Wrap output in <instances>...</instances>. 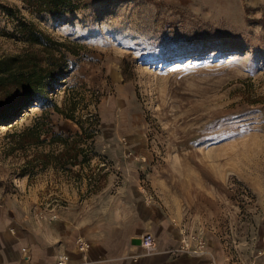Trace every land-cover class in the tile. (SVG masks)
Segmentation results:
<instances>
[{
	"label": "rangeland",
	"instance_id": "374dc122",
	"mask_svg": "<svg viewBox=\"0 0 264 264\" xmlns=\"http://www.w3.org/2000/svg\"><path fill=\"white\" fill-rule=\"evenodd\" d=\"M76 1L77 10L54 16L0 0V57L23 47L10 37L16 18L5 7L79 42L85 48L71 57L67 81L89 100L97 96L91 108L100 119L90 166L73 168L79 180L52 167L23 176L24 156L5 148L11 125L0 123V205L7 233L20 238L5 244L9 264H30L22 248L33 257L38 236L51 239L111 210L127 218L117 232L125 241L113 243L114 252L124 249L95 261L89 251L88 264H264V0ZM41 112L31 107L14 123ZM53 118L67 134L78 129ZM163 219L180 237L160 236ZM197 231L208 254L179 251ZM145 233L157 245L149 255L140 247ZM59 241L48 257L60 252ZM74 241L71 256L79 254Z\"/></svg>",
	"mask_w": 264,
	"mask_h": 264
},
{
	"label": "trees",
	"instance_id": "16d2710c",
	"mask_svg": "<svg viewBox=\"0 0 264 264\" xmlns=\"http://www.w3.org/2000/svg\"><path fill=\"white\" fill-rule=\"evenodd\" d=\"M31 14L61 16L79 8L76 0H20ZM18 8V7H17ZM5 7L7 16L15 19V30L10 37L23 43L21 51L0 57V123L12 131L7 138L6 152H21L23 176H35L38 171L52 167L57 172L69 173L80 179L77 165L90 166L100 119L91 108L97 106V96L89 100L85 92L69 86L72 56L81 54L85 47L79 42L59 39L28 20L18 8ZM64 87V88H63ZM64 91L59 101L54 97ZM40 105L42 112L30 123L17 127L14 123L31 107ZM57 114L73 121L78 129L65 133L57 128L53 116ZM91 177L89 176V179Z\"/></svg>",
	"mask_w": 264,
	"mask_h": 264
},
{
	"label": "crops",
	"instance_id": "0c3cea01",
	"mask_svg": "<svg viewBox=\"0 0 264 264\" xmlns=\"http://www.w3.org/2000/svg\"><path fill=\"white\" fill-rule=\"evenodd\" d=\"M5 205H0V264H9L8 258L6 256V247L5 244L7 242H16L20 238H15L9 233H7V225H9L10 221L6 218L5 215ZM110 216L105 217L102 220H97V218H90L87 219L84 226L79 225L80 228L77 229L76 226H74V229L68 230L66 228L62 231L60 235H54L51 239L49 237H38L35 235V238L37 237L39 245L37 242H35L33 246L34 255L32 257V261L30 264H50L54 260V257H48L47 252H50L52 249L49 246L50 243L54 242L57 239H61L59 241L61 245L60 251H71L72 250V243L69 247L68 241L71 242L74 241L78 236H83L91 241L92 248L90 250V257L98 258V257H104L105 259H111L118 257L124 248L119 249L117 252H114V245L116 240L125 241V238L123 236H119L117 232L122 231L124 232L125 228L127 227V218L124 216L123 212H118L116 210L110 211ZM148 220V226H150V221H152L150 218ZM153 220H156L153 218ZM162 220V219H161ZM161 229H160V236L161 237H173L178 238L180 237V229L179 227H176L175 225H170V223L163 219V222L160 223ZM69 225V226H68ZM66 226L70 227L71 225L68 223ZM82 226V227H81ZM32 236H34L32 234ZM48 236V235H47ZM75 237V238H73ZM73 238V239H72ZM21 244V243H20ZM44 246V247H43ZM66 249V250H64ZM59 252V251H58ZM71 253V252H70ZM79 254H73L72 258L76 260H80L81 257L78 256ZM160 259L164 260L165 262H168L169 259L167 257L162 256L159 257ZM95 261V260H94ZM98 261V260H97ZM117 262V263H115ZM169 263V262H168ZM97 264H127L126 262L119 263L118 261H106L105 263H98ZM146 264V262L144 263Z\"/></svg>",
	"mask_w": 264,
	"mask_h": 264
},
{
	"label": "built area",
	"instance_id": "2783aa9c",
	"mask_svg": "<svg viewBox=\"0 0 264 264\" xmlns=\"http://www.w3.org/2000/svg\"><path fill=\"white\" fill-rule=\"evenodd\" d=\"M74 243L76 252L82 255L81 261L74 260L66 251H60L55 255L54 260L50 264H88V254L91 249V243L83 236L77 237ZM140 247L146 255L156 252L157 245L154 235L152 233H145L141 237ZM178 250L195 256H204L209 252L203 233L198 231L189 235H184L181 239ZM22 251L24 254V260L30 262L32 259L30 249L23 247Z\"/></svg>",
	"mask_w": 264,
	"mask_h": 264
}]
</instances>
